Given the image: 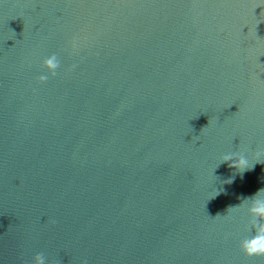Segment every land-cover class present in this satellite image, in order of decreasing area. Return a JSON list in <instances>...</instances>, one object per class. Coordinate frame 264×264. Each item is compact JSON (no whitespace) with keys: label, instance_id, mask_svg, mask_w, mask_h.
<instances>
[{"label":"water","instance_id":"1","mask_svg":"<svg viewBox=\"0 0 264 264\" xmlns=\"http://www.w3.org/2000/svg\"><path fill=\"white\" fill-rule=\"evenodd\" d=\"M261 188L264 0H0V264H264Z\"/></svg>","mask_w":264,"mask_h":264},{"label":"clouds","instance_id":"2","mask_svg":"<svg viewBox=\"0 0 264 264\" xmlns=\"http://www.w3.org/2000/svg\"><path fill=\"white\" fill-rule=\"evenodd\" d=\"M44 65L47 67L50 73L54 74L55 70L59 67V61L57 60L55 55H52L44 60ZM47 76L41 75L39 76L40 81H45ZM233 161V167L236 169H242V172L246 169H250L253 167H249V159L244 155H239L236 153L225 154L220 161ZM259 162V161H258ZM217 193V192H216ZM260 193H264V188L259 189L252 197L245 198L244 200L253 201L252 206L249 211L258 215L264 213V199H255ZM238 207V206H235ZM241 248L247 255H264V236L255 235L248 239H244L241 241ZM36 264H46V258L43 253L36 254Z\"/></svg>","mask_w":264,"mask_h":264}]
</instances>
